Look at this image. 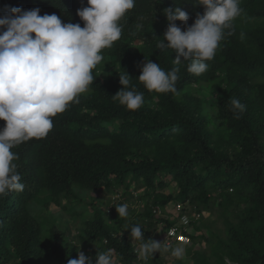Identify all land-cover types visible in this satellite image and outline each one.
Returning a JSON list of instances; mask_svg holds the SVG:
<instances>
[{
  "label": "trees",
  "instance_id": "16d2710c",
  "mask_svg": "<svg viewBox=\"0 0 264 264\" xmlns=\"http://www.w3.org/2000/svg\"><path fill=\"white\" fill-rule=\"evenodd\" d=\"M193 2L135 0L120 22V39L103 50L104 59L93 70L96 80L79 103L53 118L45 138L12 149L24 189L0 196V264H67L77 258L68 228L57 226L49 213L36 214V205L45 210L53 205L74 217L83 215L76 210L80 205L91 211L77 236L89 246L93 264L97 252L108 249L114 250L117 264H144L128 232L139 224L124 217L109 224L108 209L77 194L102 189L130 195L133 183L143 189L139 216L146 240L153 239L150 226L172 225L155 220L153 210L180 203L192 211L194 230L188 236L193 247L187 248L192 264H264V0H241L243 12L232 34L225 35L200 76L187 71V62L175 65L172 50L158 48L168 26L164 10L177 6L188 13L187 25L176 21L183 31L204 12ZM14 7L39 8L40 15L56 14L64 23L83 27L76 13L87 3L0 0V16ZM145 59L166 72L179 68L177 93L144 88L138 77ZM125 72L130 90L144 94L136 111L112 98ZM232 98L246 107L239 119ZM4 127L0 121V130ZM168 183L176 186L174 193L165 192ZM211 203L217 205L223 237L202 215ZM163 255L156 253L147 264H167Z\"/></svg>",
  "mask_w": 264,
  "mask_h": 264
},
{
  "label": "clouds",
  "instance_id": "9594fccd",
  "mask_svg": "<svg viewBox=\"0 0 264 264\" xmlns=\"http://www.w3.org/2000/svg\"><path fill=\"white\" fill-rule=\"evenodd\" d=\"M86 3L87 7L76 13L83 27L79 23H64L56 14L40 15L39 8L25 11L14 7L0 16V121L5 122L0 130V196L24 189L15 163L19 157L12 149L45 138L53 128V118L71 104L79 103V97L96 80L93 70L104 59L103 50L120 39L123 30L120 22L135 7V0H86ZM240 4L241 0H194L193 8L203 6L204 12L198 13L195 22L183 31L176 21L187 25L188 13L177 6L174 10L165 9L168 26L158 48L172 50L175 65L187 62V71L200 76L208 70V62L213 60L225 35L232 34L234 21L243 12ZM178 72V67L166 72L159 64L145 59L138 80L149 92L175 94ZM119 82L122 87L112 98L128 111L140 109L144 94L134 87L130 90L131 79L126 72L119 76ZM231 108L236 119L246 110L236 98L231 99ZM131 187L128 197L136 195ZM123 193L114 192L117 198H126ZM175 205L157 207L153 210L154 219L172 222L169 227L174 226L179 222V217L173 214ZM115 210L119 217L128 215L127 204L116 206ZM183 214L189 217L187 235H190L192 216L185 209ZM157 223L168 230L164 222ZM128 232L137 258L144 264L156 253L176 260L186 256L185 247L176 245L184 243L169 246L146 240L139 225ZM77 255L76 259H68L67 264H93V258L83 251L79 250ZM94 260L95 264H117L113 249L97 252Z\"/></svg>",
  "mask_w": 264,
  "mask_h": 264
},
{
  "label": "rangeland",
  "instance_id": "374dc122",
  "mask_svg": "<svg viewBox=\"0 0 264 264\" xmlns=\"http://www.w3.org/2000/svg\"><path fill=\"white\" fill-rule=\"evenodd\" d=\"M167 182V179H166ZM169 184V183H168ZM131 189H133V191L135 192V196L132 194V196L128 197V195H125L126 198H123L122 196H119L118 198L115 196L116 194L114 193H110L108 191L105 190H99L97 192L91 193V192H87V191H82V192H77V194L83 199V201H89L91 199H94L99 202L100 204L103 205V208H105V210H109V212H107L106 218L109 224L112 225H116L117 221L120 220L118 213L115 210L116 206L122 205V204H127L128 205V215L126 218L127 220H132V221H136L140 226L143 225L142 222V218H140L139 214L142 213L143 207H144V203L145 200H140L139 199V195H142L143 190L140 187L133 186L131 187ZM176 191V186L174 184H169L167 186V189L165 190V192H175ZM84 202V203H85ZM171 206V205H170ZM167 206V207H170ZM79 212H82L83 215H81L80 217H74V216H70L68 213L62 211L60 208H57L55 206H50L49 210H45L44 208L42 209L40 206L36 205V207H34V212L37 214L39 212H41V214H47L49 213V216H53L55 218H57V221L55 222L57 224V226H61L65 229L68 228L67 230V236H68V240L73 243V245H75L78 249V251H83L85 253L86 256L87 255V248L89 247L87 244H85L82 239H80L77 236V233L79 231V229L82 227V222L83 220L91 215V211H89V209L87 207L84 206H78V208L76 209ZM186 211H188L190 213V215L192 216V211L191 209H189L188 207H186ZM59 212V216H57V213ZM168 218L170 219V214H168ZM203 217L204 219L207 220V223L210 225L211 229L220 234V236H224V227H223V223L222 220L219 217V213H218V208L217 205H214L213 203L210 204L209 209H207L206 211L203 212ZM166 217V216H165ZM126 226V225H125ZM123 226V227H125ZM151 228H147L148 231L152 232L153 235V239L156 242L161 243V240L164 236V233L166 231V229L160 224L157 223L155 226H150ZM192 231L194 230L193 228H191ZM190 230V229H189ZM98 244H95V246H97ZM176 245H180L185 247L186 249V256L184 259L182 260H176L173 258H170L168 255L164 254V258L167 262V264H192V260L190 259V257L187 255V248H192L193 244L188 243V244H176ZM80 246V249H79ZM175 246V245H173ZM204 245L202 244V247ZM199 248L198 246H196V249ZM78 258V255H77ZM48 264H54V263H48Z\"/></svg>",
  "mask_w": 264,
  "mask_h": 264
},
{
  "label": "built area",
  "instance_id": "2783aa9c",
  "mask_svg": "<svg viewBox=\"0 0 264 264\" xmlns=\"http://www.w3.org/2000/svg\"><path fill=\"white\" fill-rule=\"evenodd\" d=\"M173 208L174 217H179V222L168 228L161 242H165L169 246L173 245L175 242L184 244L189 243V237L187 235L189 233V217L183 214V206L181 204H176ZM157 213L159 214V211ZM198 218L199 215H196L195 219ZM185 221L187 222L185 223Z\"/></svg>",
  "mask_w": 264,
  "mask_h": 264
}]
</instances>
